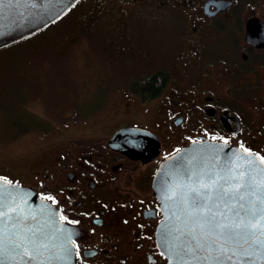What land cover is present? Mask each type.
I'll list each match as a JSON object with an SVG mask.
<instances>
[{
  "label": "flooded vegetation",
  "instance_id": "af4514ba",
  "mask_svg": "<svg viewBox=\"0 0 264 264\" xmlns=\"http://www.w3.org/2000/svg\"><path fill=\"white\" fill-rule=\"evenodd\" d=\"M54 29L67 41L58 62L78 47L117 72L94 97L53 80L67 83L53 154L33 160L43 164L32 179V169L7 179L57 210L71 264H167L152 185L160 161L194 141L264 157V0H77L32 37ZM125 126L142 130L128 150L109 144Z\"/></svg>",
  "mask_w": 264,
  "mask_h": 264
},
{
  "label": "water",
  "instance_id": "95a60500",
  "mask_svg": "<svg viewBox=\"0 0 264 264\" xmlns=\"http://www.w3.org/2000/svg\"><path fill=\"white\" fill-rule=\"evenodd\" d=\"M75 1L0 0V48L39 31ZM141 131L121 127L109 144L128 150L127 137ZM152 185L162 211L157 240L167 264H264V246L256 242L264 240L261 230L228 240L206 235L212 213L217 220L231 221L236 210L244 214L241 204L264 207V160L258 155L219 142L194 141L160 161ZM197 204L211 207V213ZM0 212L6 213L0 218V235L21 245L19 255L0 257V264H71L68 229L33 188L0 177Z\"/></svg>",
  "mask_w": 264,
  "mask_h": 264
},
{
  "label": "rangeland",
  "instance_id": "374dc122",
  "mask_svg": "<svg viewBox=\"0 0 264 264\" xmlns=\"http://www.w3.org/2000/svg\"><path fill=\"white\" fill-rule=\"evenodd\" d=\"M66 42L62 30L54 29L0 49L1 177L17 180L19 174L23 178L32 169L28 176L32 179L43 164L33 160H46L53 154L56 146L48 135L55 132L53 127L61 115L56 106L57 88L67 84L54 83L57 79H74L81 97H94L106 90L103 86L117 72L111 64L110 68L98 57H90L91 53L82 56L78 47L70 48L66 65L62 60L58 62L67 57ZM73 85L71 82V95L75 92Z\"/></svg>",
  "mask_w": 264,
  "mask_h": 264
},
{
  "label": "snow or ice",
  "instance_id": "6c2138e0",
  "mask_svg": "<svg viewBox=\"0 0 264 264\" xmlns=\"http://www.w3.org/2000/svg\"><path fill=\"white\" fill-rule=\"evenodd\" d=\"M261 159H264L262 157ZM203 187L207 188V185H203ZM195 191V190H194ZM49 199H51L49 197ZM239 200H243V197H238ZM260 204L264 205V199H260ZM196 207L198 209H202L204 207H208L206 204H197ZM240 208L244 210V214H241L240 210H236L234 212V219L231 221L227 220H217L216 214L212 213L207 218V225L209 232L207 234H215L221 239H232L234 236L239 235L240 233H248L250 235H255V231L257 229L261 230V235L264 236V224L260 223L261 220H264V207H259L255 204L250 208H245L244 204L240 205ZM208 211L211 213V207H208ZM259 213V218L257 219V214ZM223 215V213H220ZM6 216V213L0 212V218ZM261 246H264V240L258 239L256 241ZM21 245L17 243L15 239L5 241L3 235H0V257H6L9 259H14L15 256L12 253L19 255L20 253L17 251ZM24 252L27 253V249H24Z\"/></svg>",
  "mask_w": 264,
  "mask_h": 264
},
{
  "label": "trees",
  "instance_id": "16d2710c",
  "mask_svg": "<svg viewBox=\"0 0 264 264\" xmlns=\"http://www.w3.org/2000/svg\"><path fill=\"white\" fill-rule=\"evenodd\" d=\"M30 37L32 38V36H29V37H26V38H24V39H21V40H19V41H17V42H14V43H12V44H10V45H7V46H5V47H8V46H14V45H16V44H21V43H23L24 41H28V40H30ZM2 48H4V47H2ZM2 48H0V49H2ZM149 86H150V91H152V93H153V91H155V90H157V87H154V84H152V83H150V84H148ZM16 121H13V123H15ZM23 131V130H22Z\"/></svg>",
  "mask_w": 264,
  "mask_h": 264
}]
</instances>
